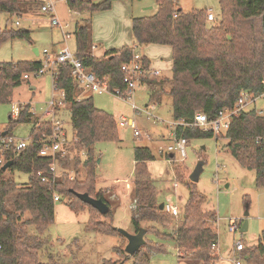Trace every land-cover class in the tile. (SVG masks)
<instances>
[{
	"label": "trees",
	"instance_id": "1",
	"mask_svg": "<svg viewBox=\"0 0 264 264\" xmlns=\"http://www.w3.org/2000/svg\"><path fill=\"white\" fill-rule=\"evenodd\" d=\"M69 9L77 13H96L110 10L114 1L99 4L86 0H67ZM221 20L209 25L207 10L184 12L167 0H156L157 14L135 18L132 21V36L137 47L158 45L172 48V79L168 94L172 98V118L179 123L178 138L227 140L226 149L246 170L256 173L257 187L264 186V114L256 109L243 111L231 120L229 128L219 136L211 129L194 126L195 116L206 115L210 121L219 113L232 110L242 93L253 98L264 94V0H219ZM28 0H0V12L21 18L28 12ZM215 22V21H213ZM31 42V33L25 29L0 30V46L14 38ZM76 54L84 68L99 79H108L110 87L122 91L128 89L122 66L132 62L134 48L123 47L106 52L102 58L92 55L91 24H78L75 30ZM141 61L149 67L147 58ZM42 66L38 61L5 62L0 64V104L11 103L14 90L26 82L24 75L37 72ZM71 66L59 65L54 89L65 93L64 104L71 115L75 146L71 152L86 150L85 159L76 157L77 177L71 179L64 173L54 183H44L50 177V159L39 156L43 141L53 133L50 122L36 120L31 131L27 149H11L4 154V162L11 163L7 171L0 167V264H57L50 256L48 263L41 262L40 252L44 236L55 221V196L67 199L75 212L87 209L89 221L86 229L100 234H119L113 224L112 203L106 193L97 187L96 168L98 159L95 146L102 142L120 141L114 116L95 107L92 97L78 100L82 89L71 76ZM142 83L151 89L150 101L160 100L166 81L146 76ZM168 82V81H167ZM31 106H24L17 123L33 120ZM154 160L149 148L135 151L136 182L134 198L137 210L132 215L135 232L145 228L150 239L133 257L120 250L121 258H131L132 264H147L155 252L165 253L159 241L173 242L177 246L179 260L190 264H215L220 256L213 248L218 244L215 231L218 215L204 211L208 202L197 189V184L181 176L180 167H175L181 181L187 180L189 200L181 214L179 224L169 229L158 223L168 221L170 214L160 210L156 187L148 180L146 164ZM168 160V159H167ZM79 166L85 177L80 179ZM28 175L26 184H17L6 178V173ZM77 194L104 201L110 211L101 215L93 207L83 203ZM12 200V201H10ZM168 216V217H167ZM174 219V218H173ZM109 221V222H107ZM243 222L240 223V225ZM145 224H153L143 227ZM35 228V234L29 233ZM153 238V240H151ZM156 240V241H154ZM249 264H264V232L259 244L246 254ZM105 260L103 264H121ZM77 264H83L81 262Z\"/></svg>",
	"mask_w": 264,
	"mask_h": 264
},
{
	"label": "rangeland",
	"instance_id": "2",
	"mask_svg": "<svg viewBox=\"0 0 264 264\" xmlns=\"http://www.w3.org/2000/svg\"><path fill=\"white\" fill-rule=\"evenodd\" d=\"M42 1H46V3L49 1L48 4L52 2L54 4V12L44 13L42 11ZM91 1L99 4L105 0ZM167 1L172 2L177 8L183 9L184 12L211 10L215 16V22H210V26L217 24L221 20V5L219 0ZM117 2L124 1H114L110 10L99 11L93 14H100L102 17L100 21L106 24L108 22L105 21L107 15L102 13L113 10L112 18H114L113 16L119 15L122 9L118 7L114 9V4ZM129 2L134 4L136 15L139 17H150L159 11V5L156 0H129ZM28 4V12L21 18L16 15L0 12V30L10 28L25 29L30 31L32 39L29 42L16 37L3 43L0 46V64L22 61L41 62L44 60V49L49 50L51 53L52 51H59L63 47L68 46L75 53L77 46L74 29L76 22L79 20V18L75 17H78L79 14L71 11L67 2L64 0H37L36 2H29ZM52 14L59 18L61 26H52ZM82 18L84 19L78 21L80 24L86 22L92 24L90 21V13H83ZM16 23H19V25L17 26ZM107 31L106 29L105 32ZM66 33L70 35L69 39L66 37ZM34 48L39 49L41 52L40 56L35 54ZM159 63V65L166 68L165 63L161 61ZM162 69L164 68L162 67ZM162 77L167 79L168 82L165 86V92L161 95L159 104L150 101L151 89L149 85H141L132 95L133 102L140 109L138 116H135L130 102L125 99L113 95H98L92 94L91 92L85 93L84 97H93L96 108L111 114L114 118L122 114L128 118L136 117L137 126L143 131L142 136L136 138L132 129H122L117 126L120 141L96 144L95 154L98 161H100V163H97L96 175L98 179L108 180V182H113L118 178H127L131 182V180L136 178V149L149 148L154 156V160L149 161L146 164V168L149 180L162 192L160 196L162 201L160 203L169 198L171 203L177 204L183 211L185 203L189 200V191L186 186L187 180H180L175 167L179 166L181 169L179 174L185 177L186 172L187 174H191L197 165L203 161V171L196 184L198 191L206 196L208 200L203 206V210L215 211L218 215L215 231L218 235L220 255L218 244L215 251L220 256V259L215 264H227V258L234 251L237 241L244 243L246 248L244 255L246 258L249 249L259 244L260 236L264 232V186L257 187L255 183L256 173L242 168L227 153L228 151L225 147L227 140L224 139H220L218 143L215 138L191 140L187 148V159L185 162L175 159L170 164L167 161L166 155L169 154L168 147L174 144V139L168 136L150 135L155 131L161 130L167 135L164 130L174 121L172 118V98L168 94L172 79V68L170 65L164 71ZM29 80L14 90L11 103L0 104V137H3V134L7 133L6 136L26 140L30 143L31 140L29 137L35 127L36 120L41 123L42 120L48 118L44 114L53 98L58 102L60 101V92L56 93L51 75L40 77L32 76ZM31 87H35V89L31 90ZM25 104H31L30 106L34 111L33 120L27 123H17L16 121L19 116L16 117L15 112L20 111ZM148 104V107L155 104L153 114L159 119L160 122L158 124L153 123V118L148 119L145 113L146 105ZM62 108L63 113H61V116L58 114V118H61L60 120L67 133L72 134L73 128L71 125L70 111L66 105H63ZM252 109H256L258 112L264 114V96L257 98L254 104L245 108L246 111ZM36 115L44 116L39 118ZM79 155L82 157L81 159L84 158L81 152L80 154H71V159ZM78 170L80 179H84L85 175L82 167L79 166ZM72 175L77 177L76 173ZM6 178L21 185L28 182V175L18 172H7ZM188 181L190 180L188 179ZM175 183L178 184L177 188H175ZM105 186L107 185L98 182V189H106ZM119 186L125 187V183L122 182ZM132 193L134 194V192ZM113 194H115L114 191L108 190L105 195L108 200L110 199L109 201L112 203L114 210L112 225L128 233L135 232L129 211L124 210V208L116 209L119 201L117 197H112ZM137 205L136 203L133 211L137 210ZM55 207L57 212L55 222L43 238L44 244L40 252L42 263H48L50 256L55 259L57 264H77L79 262L83 264H103L105 260H112L113 262L122 261L121 264L133 263L131 258L126 257L124 259L118 255V252L125 250L127 246L128 242L125 237L100 233L98 235L97 233L94 234L96 231L91 233L86 229L89 219L87 209L80 212L73 211L68 206L66 198L56 201ZM73 215H76L75 218L72 217ZM173 218L168 217V221L165 220L164 223L158 224L162 227L172 229L181 222L179 221L181 217L179 220ZM245 221L248 222V230L241 232L242 225L240 223H244ZM235 223L238 224L239 229L236 232H231L230 226ZM151 225L153 224H145L143 227H150ZM29 233L35 234V228L29 227ZM146 239H150V236L146 235ZM164 254L166 253L160 255L162 256ZM171 254L165 257L177 261L178 258L171 256ZM246 261L245 264H249ZM185 263L190 264L185 261L182 262V264Z\"/></svg>",
	"mask_w": 264,
	"mask_h": 264
},
{
	"label": "built area",
	"instance_id": "3",
	"mask_svg": "<svg viewBox=\"0 0 264 264\" xmlns=\"http://www.w3.org/2000/svg\"><path fill=\"white\" fill-rule=\"evenodd\" d=\"M67 1V0H64ZM44 13H53L54 4L47 3L42 7ZM208 12V21H215V16L211 10ZM53 26H61L59 20L52 14ZM19 23H17L18 26ZM69 38V37H67ZM142 57H139L134 54L133 60L129 64L122 66V71L125 74L124 82L128 85L126 91H122L119 88H111L108 82V79H99L93 73L87 71L80 59L77 57L76 52H72L69 47L64 48L58 53L51 54L48 50L44 51V60L42 61L41 68L37 71L30 74L24 75V80L28 81L32 76L40 77L44 75H51L53 83L57 78V69L59 65H69L71 66V76L77 85L82 89L83 92H91L92 94L98 95H113L129 101L131 108L134 111L135 115L140 114V109L135 105L132 100V95L140 88L142 79L146 76L151 78H156L160 76L159 71H151L149 67L145 68L141 61ZM61 99L56 101L52 99L49 103V108L45 112V116L49 118V122L52 124L53 133L50 137L43 141L44 146L41 148L39 156L50 159L49 174L50 177L44 176L42 182L44 183H54L62 175H60V169H63L65 161L68 159L69 153L67 152V147L70 143L76 142L75 138H69L66 129L63 126L61 120H58L56 117L57 109L61 108L64 105L65 93L60 92ZM261 95L260 97H263ZM257 98H253L249 93H242L238 102L232 110H225L219 113V116L216 120L210 121L209 118L204 114H197L195 116L194 126L203 128L204 130L211 129L216 136L224 133L230 126L231 120L238 116L241 112L246 111L245 108L249 105L255 103ZM155 111V104L153 106L145 109V113L148 116V119L153 118V123L158 124L160 121L155 117L153 112ZM31 113L34 114V111ZM15 116H19V111L15 112ZM116 124L119 128L126 129L130 128L133 130L134 136L140 138L143 134V131L140 130L137 126L136 118H128L126 116H121L116 120ZM179 123L174 122L168 126L174 130L173 138L174 144L168 147V152L174 154L173 158H168V162L171 164L173 160L178 156V160L185 162L187 159V148L189 146V140L185 138H178L176 134V127ZM29 142L26 140H19L14 137L4 136L0 137V167H2L4 162L5 152L15 149L17 151H22L27 149ZM163 154V152H162ZM177 154V155H176ZM85 157V156H84ZM176 159V160H177ZM72 179V177H71ZM177 187V184H175ZM62 198L58 195L55 196V202L60 201ZM166 213L170 214L176 219H180V210L175 205L171 203L164 204V210ZM239 229L238 224H233L230 226L231 232H236ZM213 248L216 250L217 245H214ZM245 245L242 241H237L232 255V264H245L246 258L244 255Z\"/></svg>",
	"mask_w": 264,
	"mask_h": 264
},
{
	"label": "crops",
	"instance_id": "4",
	"mask_svg": "<svg viewBox=\"0 0 264 264\" xmlns=\"http://www.w3.org/2000/svg\"><path fill=\"white\" fill-rule=\"evenodd\" d=\"M36 1L37 0H28V2H36ZM86 1H91V0H86ZM48 2L49 1H47V3ZM66 2L68 4V1H66ZM42 3H43V6H44V4L45 5L47 4L46 1H42ZM116 7H118L119 9L121 8L122 11H120L119 15L113 16L114 18H112V13L114 12L113 10L111 12L102 13V14L107 15V18H106L105 21H108V22L106 24L103 23V21L102 22L100 21L101 18H102L100 14H91L90 21L92 22V24H91V43H92L91 52H92V55L94 57H96V58H102V57L105 56L106 52L111 51V50H115V49L119 50V49H121L123 47L134 48V54L135 55H137L139 57H145V58L148 59V61H149V69L151 71H159L160 72V76L156 77V78L157 79L159 78V80H165L166 83H167L168 80L163 78L162 75H163L164 71L167 70L169 65L172 68V55H173L172 54V48L167 47V46H158V45H149V46L137 47L134 44V40H133V36H132V21L135 18H142V16L139 17V16L136 15V8H135L134 4H132V2H129V1L117 2V3L114 4V9H116ZM207 11H209V10H207ZM71 14H72V12H71ZM78 14H79L78 17H75V18H79V20L80 19H84V18H82L83 13H78ZM156 14H157V12H156ZM57 19L59 20V18H57ZM78 21L76 22V26H75L74 31L76 30L77 25L80 24ZM16 25H17V23H16ZM106 29L108 30L107 32H105ZM66 37L70 38V35L68 33H66ZM66 47H68V46H66ZM66 47H63L61 50H63ZM35 49L38 50V55L37 56H40L41 52L39 51V49L34 48V50ZM45 50H47V49L43 50V55H44V51ZM61 50L52 51L51 54L58 53ZM159 61H161L162 63H165L166 68L164 66L159 65L160 64ZM162 67L164 69H162ZM166 83H165V86H166ZM145 84L148 85L147 83H144L143 85H145ZM165 86H164V90H165ZM34 89H35V87H31V90H34ZM85 93H89V92H83V91L80 92V96H79L78 100L87 98V97H84ZM53 99H55V98H53ZM155 103L159 104L160 100L155 102ZM26 105L27 104H25V106ZM64 105H66V104H64ZM148 106H149V104L146 105V108H148ZM32 109L33 108L30 109V112L33 111ZM56 111H57L56 117L58 118V114H60V116H61V113H63V108L61 107V108L57 109ZM42 116H44V115H38L37 117L41 118ZM121 116H125V115L122 114L119 117H121ZM119 117H115V121ZM60 119L58 118V120H60ZM41 122H49V118H47L45 120H42ZM164 132H166L167 135H165V133H163L162 130L161 131H155L154 133H151L150 135L151 136L152 135L153 136L161 135V137L162 136H168L171 139H174L173 138L174 130L172 128L167 127V129L164 130ZM146 133L148 134V132H146ZM5 134H7V133H5ZM68 135H69L70 139H72L74 137L73 129H72V134L69 133ZM4 136H6V135L3 134V137ZM72 141L73 142L70 143L69 146L66 148L67 152L69 153V156H68V159L64 163V167H66L67 169L63 167V169H60L59 173H60V175H63L64 173H67V174H69L70 177H72V179H74L75 177L72 174L77 173L76 167H75V165H76V157H73V159H71V154L72 155L75 154V153L76 154H80L82 152V155L86 156V150H82L79 153L73 152V151L71 152V148L75 146L74 140H72ZM227 153L230 154L229 151ZM174 156L175 155L172 154V153H169V154L166 155L167 159L168 158H173ZM77 157H79L80 159L82 158V157H80V155L77 156ZM177 158H178V156H176V159ZM83 159H85V157ZM83 159H81V160H83ZM98 163H100V161H98ZM135 166H136V161H135ZM185 171H186V169H185ZM83 172H84V170H83ZM185 174H186V176L189 179L191 174H187V172ZM78 175L80 176V173ZM147 178H148V176H147ZM136 179L137 178L131 180V182H130V180H127V178H124V179L118 178V179L114 180L113 182H110V181L108 182V180L107 181L101 180V179H98V177H97V187H98V182H99V183H102L103 185H107V186H105L106 189H100V190L104 191L105 193L108 190L114 191L115 194H113L112 197H117L118 201H119V205H118V207L116 209L118 210V209H123L124 208V210L129 211V213L131 215V218H132V215L134 213V211H133L134 208L133 207L137 203L136 199L134 198V194L132 193V192H134L133 191V187H134V184L136 182ZM148 180H149V178H148ZM122 182L125 183V187L124 186L123 187L119 186V184H121ZM175 184H177V183H175ZM109 187H111V188H109ZM177 187H178V184H177ZM177 187H175V188H177ZM132 194H133V199H132ZM161 194H162V192L156 188V198H157V201H158V203L160 205L162 203L163 204L171 203L169 198L167 200H165L164 202L160 203L162 201L161 198H160ZM130 196H131V200H130ZM186 203H185V205H186ZM171 204H173V203H171ZM173 205L177 206V208L179 207L177 204H173ZM185 205H184V207H185ZM179 210H180L181 214L184 211V210L182 211V209L180 207H179ZM56 214H57V212H56V207H55V218H56ZM71 214H76V213H71ZM88 214H89V212H88ZM75 216L76 215H73L72 217L75 218ZM89 217H90V215H89ZM88 221H89V219H88ZM217 221H218V219H217ZM87 224H88V222H87ZM90 232L94 233V231H90ZM96 233L97 232H95L94 234H96ZM129 233L132 234V235L136 234V232H129ZM97 234L100 235L99 233H97ZM145 239H146V237H145ZM151 240H153V238H151ZM154 241H156V240H154ZM159 244L163 245L165 247V249H166L165 253L166 254L161 256L160 254H162V253H160V252L153 253V255L150 258V261L147 264H182L183 261L179 260L177 246L173 242H166V241H161L160 242L159 241ZM218 250H219V244H218ZM171 253H174V254H171ZM169 254H171V256L177 257L178 260L174 261V260H172L170 258L167 259L165 256L168 257ZM219 255H220V250H219ZM232 255H233V252L227 258V261H228L227 264H232Z\"/></svg>",
	"mask_w": 264,
	"mask_h": 264
},
{
	"label": "water",
	"instance_id": "5",
	"mask_svg": "<svg viewBox=\"0 0 264 264\" xmlns=\"http://www.w3.org/2000/svg\"><path fill=\"white\" fill-rule=\"evenodd\" d=\"M264 18V16H263ZM36 55H38V50H34ZM4 135H6L4 133ZM11 166V163H6L3 167L2 170L5 172L8 170V168ZM203 166L204 162H200L196 169L193 171V173L190 175L189 179L192 183H198L199 177L203 171ZM77 197L85 204L93 207L96 209L101 215H106L110 211V207L102 200H97L92 197H90L88 194H77ZM160 210H164V204L162 203L160 205ZM248 215V213H247ZM119 234L122 235L123 237L126 238L128 241V244L125 248L126 253L130 256L133 257L137 252L140 251L142 247L145 246L146 244V230L144 228H141L138 233L132 235L122 229H117ZM248 230V222L245 221L242 225L241 232H246Z\"/></svg>",
	"mask_w": 264,
	"mask_h": 264
}]
</instances>
